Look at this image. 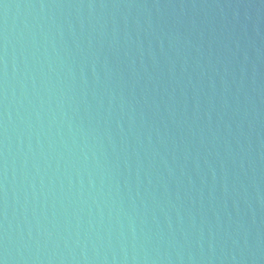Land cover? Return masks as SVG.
Returning <instances> with one entry per match:
<instances>
[{
  "label": "water",
  "instance_id": "water-1",
  "mask_svg": "<svg viewBox=\"0 0 264 264\" xmlns=\"http://www.w3.org/2000/svg\"><path fill=\"white\" fill-rule=\"evenodd\" d=\"M0 264H264V0H0Z\"/></svg>",
  "mask_w": 264,
  "mask_h": 264
}]
</instances>
